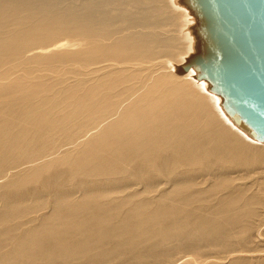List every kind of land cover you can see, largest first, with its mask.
<instances>
[{"label":"bare ground","instance_id":"6f19581e","mask_svg":"<svg viewBox=\"0 0 264 264\" xmlns=\"http://www.w3.org/2000/svg\"><path fill=\"white\" fill-rule=\"evenodd\" d=\"M190 0H0V264H264V141L193 66Z\"/></svg>","mask_w":264,"mask_h":264},{"label":"water","instance_id":"95a60500","mask_svg":"<svg viewBox=\"0 0 264 264\" xmlns=\"http://www.w3.org/2000/svg\"><path fill=\"white\" fill-rule=\"evenodd\" d=\"M204 48L193 66L222 93L238 122L264 141V0H190Z\"/></svg>","mask_w":264,"mask_h":264}]
</instances>
